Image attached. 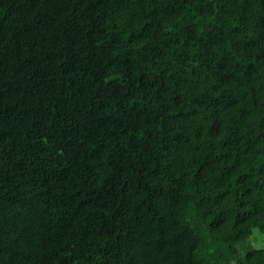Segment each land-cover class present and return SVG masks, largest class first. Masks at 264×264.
<instances>
[{"label": "trees", "instance_id": "16d2710c", "mask_svg": "<svg viewBox=\"0 0 264 264\" xmlns=\"http://www.w3.org/2000/svg\"><path fill=\"white\" fill-rule=\"evenodd\" d=\"M264 0H0V264H264Z\"/></svg>", "mask_w": 264, "mask_h": 264}, {"label": "rangeland", "instance_id": "374dc122", "mask_svg": "<svg viewBox=\"0 0 264 264\" xmlns=\"http://www.w3.org/2000/svg\"><path fill=\"white\" fill-rule=\"evenodd\" d=\"M249 243L255 249H264V233L254 230L250 237Z\"/></svg>", "mask_w": 264, "mask_h": 264}]
</instances>
